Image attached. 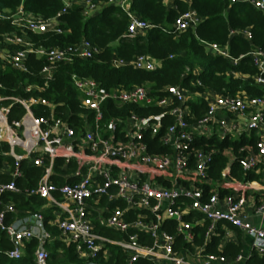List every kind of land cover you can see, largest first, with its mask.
Returning a JSON list of instances; mask_svg holds the SVG:
<instances>
[{
  "label": "built area",
  "instance_id": "2783aa9c",
  "mask_svg": "<svg viewBox=\"0 0 264 264\" xmlns=\"http://www.w3.org/2000/svg\"><path fill=\"white\" fill-rule=\"evenodd\" d=\"M231 1H244L264 12V0ZM62 2L61 12L49 20L27 13L23 7L7 16L21 34L6 35L4 41L23 49L13 52L0 50V61L26 72L30 54L46 59L48 65L42 76L47 86L58 64L71 62L74 58H93L98 50L87 40L66 48H35L28 39L27 32L61 33L60 17L73 6H80L87 18L103 8L102 4L91 0ZM109 4L120 6L128 13L130 22L126 37L135 38L152 28L129 11V0H110ZM5 17L0 11V20ZM199 22L197 14L190 10L179 16L175 27L183 32ZM233 34H241L249 40L252 38L248 29ZM206 48L231 60L234 65L239 62L230 55L228 46L222 48L206 43ZM249 55L259 69L256 83L264 86V53L255 50ZM113 65L116 68L130 65L145 71H155L161 66L149 56H140L132 62L114 59ZM73 83L81 95L82 106L95 114L93 125L86 122L82 133H77L68 122L57 118L55 105L45 99H13L26 110L24 117L16 122L9 120V106L0 107V145L8 148L5 151L0 147V158L9 157L14 164L13 168L10 166L9 173L0 171V174L12 177L8 183L0 181V228L14 244V249L8 253L9 258L20 259L24 243L36 239V263L49 264L46 245L54 240V236L47 229L45 217L40 212L17 218L14 224L6 225L7 214L17 213L13 204L3 203L6 193L38 196L48 206L56 208L55 226L67 243L76 244L77 255L89 260L86 264H96L93 260L108 243L128 253V264H136L141 258L153 264H227L230 259L205 254L204 247L177 250L176 238L182 237L185 243L193 244L195 226L206 221L209 224L206 242L217 233L219 223L225 222L250 236L253 251L264 254V227H256L249 221L250 213L264 217V201H255L253 197L257 193L264 194V97L210 92L206 95L207 112L197 120L187 106L190 93L180 86L168 87V96L156 98L148 85L132 90H108L95 80L76 76ZM109 101L118 107L157 106L164 112L152 117L133 113L126 121L113 118L102 127V107ZM39 104L49 108V116L37 117L34 114L32 106ZM167 117L173 118L174 122L164 126ZM215 135L229 141L247 137L249 142L237 150L239 166L244 173H255L261 179L240 181L231 175L228 167L222 173L223 180L213 182L209 172L215 152L198 146L197 141ZM158 136L157 145L165 147L166 152H154L158 146L148 142V139ZM224 153L234 157L232 147L226 148ZM57 160L63 161V168L76 163V171L64 176L65 179L76 178V181L62 186L51 181ZM23 162L44 167L43 177L34 189H23L17 184V180L23 177ZM205 187L211 188L207 198ZM221 189L229 191V194L222 197ZM118 202L122 205L111 206ZM104 213L109 215L104 216ZM132 215H135L134 219H131ZM94 220L127 237L120 241L108 239L95 231ZM167 220L174 221L175 235L163 227ZM140 232L149 237L151 245L141 240ZM232 261L246 264L242 254Z\"/></svg>",
  "mask_w": 264,
  "mask_h": 264
},
{
  "label": "trees",
  "instance_id": "16d2710c",
  "mask_svg": "<svg viewBox=\"0 0 264 264\" xmlns=\"http://www.w3.org/2000/svg\"><path fill=\"white\" fill-rule=\"evenodd\" d=\"M91 1L102 4L103 8L87 18L83 15L80 6H73L60 17L61 33L27 32V37L35 48H66L87 40L98 50L93 58H74L71 62L58 64L47 86L42 76L43 69L48 65L46 59L30 54L26 62L28 68L26 72L18 71L0 61V107H10V122L20 121L26 114L25 108L13 99H45L55 105L57 118L68 122L77 133H82L87 123L93 125L95 114L82 106L81 95L73 83L74 76L95 80L108 90H132L137 86L148 85L151 94L156 98L168 96L166 88L180 86L190 93L187 106L197 120L203 118L207 112L206 95L210 92L232 96L245 94L251 97H264V86L258 85L255 80L259 69L249 55L255 50L264 53V12L257 10L252 4L244 1L232 3L231 0H129V11L152 25V28L144 34L129 38L126 37V33L130 20L126 11L120 6L109 4L110 0ZM20 7H23L27 13L49 20L61 12L63 2L62 0H0V11L6 16L0 20V50L13 52L23 49L4 41L6 35L21 34V31L7 18L16 13ZM190 10L199 17V24L183 32L177 31L176 20ZM247 29L252 34L250 40L241 34H233ZM206 43L217 44L222 48L228 46L230 55L236 60L239 59V62L234 65L231 60L208 51ZM140 56H149L161 66L155 71H145L130 65L119 68L113 65L114 59L132 62ZM28 88L32 90L27 91ZM32 110L37 117H47L50 114L49 108L42 104L32 106ZM102 110V127L113 118L126 121L133 113L141 117H152L164 112L157 106L118 107L112 101L105 103ZM173 122V118L167 117L164 126ZM246 140L247 137H243L239 141H229L216 135L198 139V146L215 152L209 172L213 182H221L222 173L228 167L231 169V175L240 181L261 179L255 173H244L239 166L240 157L237 155V150L249 142ZM158 141L159 136L148 139L149 143H156V147ZM0 147L5 151L8 150L5 145ZM228 147L233 148V158L224 153ZM154 152H166V148L158 146ZM3 162H7L13 168L11 158H0V167ZM76 169L75 162L63 168V161L57 160L51 181L58 186L73 183L76 178L65 179L64 176L71 175ZM22 171L23 177L17 180L18 186L23 189H34L43 177L44 167L23 162ZM11 180V176L0 174V181L8 183ZM210 189L205 187L206 198ZM227 194L229 191L220 190L222 197ZM3 203L13 204L17 211L7 214L6 225H12L17 218H25L37 212L44 215L46 227L54 236V240L46 245L49 264H86L89 261L77 255L75 243H67L61 236L59 229L53 224L57 209L48 207L44 199L38 196L26 197L21 194L6 193L3 195ZM102 203L105 204V201L103 200ZM117 204L122 205L118 202L112 203L111 206ZM44 206H47V209H42ZM108 215L104 213V216ZM134 217L135 215H132L131 219ZM94 224L96 232L112 241H120L127 237L126 234L101 226L96 220ZM208 225L206 221L195 226L196 238L193 244L185 243L182 237H177V250L193 249V246L204 247L203 253L221 255L230 260H234L242 253V243L230 242L223 245L224 228L229 225L225 222L219 223L217 233L206 242L205 233ZM163 227L175 235L174 221H165ZM140 237L145 243L152 244L145 233L140 232ZM24 246L20 259L9 258L8 253L14 249V244L7 233L0 228V264H37L35 251L38 241L36 239L26 241ZM128 258L127 252L119 246L108 243L93 262L128 264ZM136 264L153 263L141 258ZM246 264H264V254L253 251L247 258Z\"/></svg>",
  "mask_w": 264,
  "mask_h": 264
},
{
  "label": "crops",
  "instance_id": "0c3cea01",
  "mask_svg": "<svg viewBox=\"0 0 264 264\" xmlns=\"http://www.w3.org/2000/svg\"><path fill=\"white\" fill-rule=\"evenodd\" d=\"M0 171L1 173H9L10 172V166L7 162H3L2 166L0 167ZM255 196V201H264V194L261 193H257ZM48 206V205H47ZM47 206L43 207L42 209H47ZM49 207V206H48ZM58 211L56 210L54 213V217L56 219ZM249 221L256 227H264V217L261 216H257L253 213L249 214ZM55 225V223H53ZM242 243L243 244V251H242V255L245 257V259L247 260V258H249V256L251 255V253L253 252V240L250 236H248L246 233H244L241 230L232 228L229 225H226L224 228V238H223V245L227 244V243ZM227 264H236L234 263L232 260H229Z\"/></svg>",
  "mask_w": 264,
  "mask_h": 264
},
{
  "label": "rangeland",
  "instance_id": "374dc122",
  "mask_svg": "<svg viewBox=\"0 0 264 264\" xmlns=\"http://www.w3.org/2000/svg\"><path fill=\"white\" fill-rule=\"evenodd\" d=\"M254 197V200H255V196H253Z\"/></svg>",
  "mask_w": 264,
  "mask_h": 264
}]
</instances>
